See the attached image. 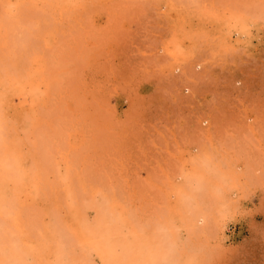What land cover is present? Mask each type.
Listing matches in <instances>:
<instances>
[{"label":"rangeland","instance_id":"obj_1","mask_svg":"<svg viewBox=\"0 0 264 264\" xmlns=\"http://www.w3.org/2000/svg\"><path fill=\"white\" fill-rule=\"evenodd\" d=\"M0 264H264V0H0Z\"/></svg>","mask_w":264,"mask_h":264}]
</instances>
